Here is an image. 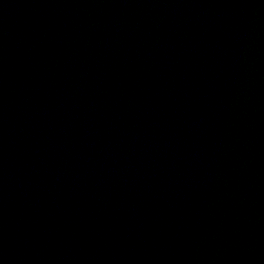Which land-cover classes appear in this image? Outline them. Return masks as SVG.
<instances>
[{"label":"water","instance_id":"water-1","mask_svg":"<svg viewBox=\"0 0 264 264\" xmlns=\"http://www.w3.org/2000/svg\"><path fill=\"white\" fill-rule=\"evenodd\" d=\"M0 264H264V0H0Z\"/></svg>","mask_w":264,"mask_h":264}]
</instances>
